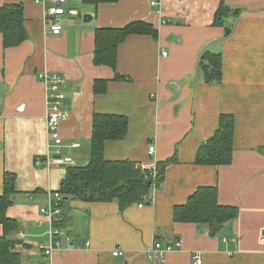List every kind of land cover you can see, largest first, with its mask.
Masks as SVG:
<instances>
[{
	"label": "crops",
	"instance_id": "crops-1",
	"mask_svg": "<svg viewBox=\"0 0 264 264\" xmlns=\"http://www.w3.org/2000/svg\"><path fill=\"white\" fill-rule=\"evenodd\" d=\"M221 1L118 0L93 7L67 0L58 18L62 32L53 34L50 0H0V6L23 3L28 31L9 48L0 33V195L5 172L14 173L17 194L7 215L19 223L10 237L23 264H193L196 256L202 264H264V0H224L230 12L218 25ZM87 13L93 17L86 20ZM134 21L154 25L157 37L131 34L118 47L116 69L95 64L96 31ZM207 51L222 55L220 81L206 82L200 72ZM40 71L64 77L60 154L48 134L49 91ZM99 80L105 88L96 92ZM96 113L128 118L126 136L104 143L107 160H131L145 170L174 160L143 206L121 210L116 200L66 198L57 226L61 246L45 261L40 246L53 238L41 209L71 166L61 159L89 164ZM223 114L235 119L232 161L200 164L198 150ZM200 187L217 188L219 204L238 210L215 234L208 224L174 220L175 206ZM156 241L180 246L158 260L151 255ZM117 248L124 253L114 256Z\"/></svg>",
	"mask_w": 264,
	"mask_h": 264
},
{
	"label": "trees",
	"instance_id": "trees-1",
	"mask_svg": "<svg viewBox=\"0 0 264 264\" xmlns=\"http://www.w3.org/2000/svg\"><path fill=\"white\" fill-rule=\"evenodd\" d=\"M85 4L98 7L101 3H115L118 0H83ZM230 7L224 0L216 11L214 24L221 25L229 14ZM0 33L4 47L19 46L28 38L25 23L24 5L11 3L0 6ZM131 34H147L157 37L158 31L151 23L134 21L120 29H98L96 31L95 64H106L116 69L118 47ZM200 72L206 82L220 81L223 76V58L221 54L205 52L199 63ZM105 82L96 81L95 91L101 92ZM128 130V118L116 114H94L91 140V159L86 166H69L61 183L59 193L62 202L66 198L86 201H118L121 210L129 205L141 203L144 196L151 201L152 190L159 188L164 180L170 158L157 165V178L149 175V170L141 168L131 160L110 161L104 156V143L107 140L123 139ZM235 119L233 115L223 114L215 134L198 150L196 161L207 165H227L233 158ZM16 175L5 172L4 192L0 195V224L4 234L0 236V264H23L22 255L16 250L18 241L10 237L17 231L19 223L7 215L8 208L14 203L12 197L17 194ZM151 181V185L149 182ZM155 187V188H154ZM154 188V189H153ZM238 214L235 207L222 206L218 202V191L214 187H200L183 205L174 208L176 222L208 224L215 234L222 226ZM63 216V215H62Z\"/></svg>",
	"mask_w": 264,
	"mask_h": 264
},
{
	"label": "built area",
	"instance_id": "built-area-1",
	"mask_svg": "<svg viewBox=\"0 0 264 264\" xmlns=\"http://www.w3.org/2000/svg\"><path fill=\"white\" fill-rule=\"evenodd\" d=\"M51 5L46 9V18L47 22L51 27V31L53 34H60L62 32V24L58 19L60 16L66 13V1L67 0H50ZM37 3L44 2V0H36ZM152 6H158L160 4V0H150ZM166 54V53H165ZM39 79L46 84L49 91V100H48V112H47V128L48 134L53 141L54 148L56 153H61V147L63 143V138L60 133L61 121L63 119L64 113L62 109V103L64 98V92L62 91V84L64 81V77L60 73L55 72H47L40 71L38 74ZM74 147L79 146L78 143H73ZM155 146L152 145L149 148V154L152 155L155 153ZM62 162L69 164L71 166H75V160L70 156H65L61 159ZM149 175L151 177L157 178V166L148 169ZM155 188V187H154ZM156 189V188H155ZM144 201L150 199L148 196H144ZM62 195L59 192H55L50 194L49 196V204L43 207L41 210L44 214H46L50 218V227L49 234L51 238H53L52 244L50 246H45L41 244L40 249L44 254V260L47 261L55 248H59L61 246L60 240L56 239L59 235L63 234V231L60 230L59 223L61 217L63 215V206H62ZM144 201L139 203V206L144 205ZM67 239L70 241L71 237L68 236ZM264 242V234L261 239ZM180 246V242L174 244H168L167 246H163L161 242L156 241L152 250L151 255L153 258H162L166 253L174 250L176 247ZM124 252L119 248L113 251L114 256L122 255ZM195 262L193 264H202V259L200 256L195 257Z\"/></svg>",
	"mask_w": 264,
	"mask_h": 264
},
{
	"label": "water",
	"instance_id": "water-1",
	"mask_svg": "<svg viewBox=\"0 0 264 264\" xmlns=\"http://www.w3.org/2000/svg\"><path fill=\"white\" fill-rule=\"evenodd\" d=\"M93 17V14H91V13H87V14H85V16H84V18L86 19V20H88V18L89 19H91ZM230 30L229 29H226V32L228 33ZM149 185H151V181L149 182ZM16 199V196H13V200H15Z\"/></svg>",
	"mask_w": 264,
	"mask_h": 264
}]
</instances>
